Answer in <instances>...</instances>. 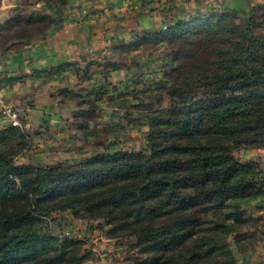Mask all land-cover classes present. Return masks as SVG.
Listing matches in <instances>:
<instances>
[{
	"label": "trees",
	"instance_id": "1",
	"mask_svg": "<svg viewBox=\"0 0 264 264\" xmlns=\"http://www.w3.org/2000/svg\"><path fill=\"white\" fill-rule=\"evenodd\" d=\"M259 8L241 17L227 9L179 13L157 29L131 31L133 49L168 42L174 64L150 85L164 90L166 106L133 104L144 105L145 150L19 165L32 133L0 127V264H83L84 241L47 227L52 214L65 211L104 221L109 238H133L146 254L135 264H238L229 238L241 253L247 249L252 234L243 226L251 219L242 208L264 199V168L233 154L264 147V33L253 15ZM40 23L0 26V45L43 36ZM71 66L79 83L91 80L87 69ZM90 94L95 102L114 101L102 89Z\"/></svg>",
	"mask_w": 264,
	"mask_h": 264
},
{
	"label": "rangeland",
	"instance_id": "2",
	"mask_svg": "<svg viewBox=\"0 0 264 264\" xmlns=\"http://www.w3.org/2000/svg\"><path fill=\"white\" fill-rule=\"evenodd\" d=\"M7 1L5 13H9L0 26L7 25L12 29L17 27L20 22L26 23L40 19L39 25L44 30L48 27L47 24L50 20L57 22L59 19L76 13L78 15L75 18L84 19L86 23L96 22L95 20L98 19L105 22L113 8L110 5L111 7L99 10L88 0ZM148 1L155 2L144 0V2ZM257 7H260V10L256 9L253 12L254 19L261 21L257 30L264 33V5L251 7L246 12L237 11L236 15L244 16L252 8ZM155 9L158 10L157 7ZM214 11L222 10L215 9ZM167 12H170L169 8ZM123 19L120 18V20ZM34 31H36L35 28H33ZM13 32L15 33V31L10 33L13 34ZM29 40H22V42ZM133 40L130 35H124L117 42L110 41V43L104 44L107 47L100 49V52L82 57L79 69H87L85 74L91 76L92 81L84 80L82 82L81 87L85 90L78 96L75 97V94L71 92L68 97L69 101L77 108L70 114V123L63 124L62 128L56 127L55 130H51L48 127L51 121L56 125L60 124L58 119L53 118L43 120L40 125L35 127H29L23 124V112L18 107L21 114L20 127H24L32 133V139L25 154L17 157V164H33L35 166L74 164L83 158H91L103 153L107 149L128 152L145 150L147 125L144 121L145 112L141 111L144 105H136V108L133 104L151 100L155 106H166L168 96L164 90L162 88L159 90L158 88L150 89V85L157 78L162 77L165 71H170L174 64L170 62V58H167L168 52L171 51V45L168 42L164 41L161 46L144 44L138 49H133ZM113 65H118L115 71ZM93 83L94 87H92ZM76 88L78 89L79 86ZM99 89L112 93L114 101L97 100L95 102L90 93H95ZM150 90L152 92H149ZM157 91L162 94V98L158 100ZM86 109L94 110L89 118L83 117L82 113H79ZM78 113L79 115L75 116ZM83 122L86 123V125L84 124L85 128L82 130L77 128V124ZM0 127L9 126L0 122ZM233 154L241 162H256L260 164L261 168H264V147L240 148L234 150ZM242 211L246 217L251 219L243 226V230L251 233L252 237L246 241L247 249L243 253L238 251L232 238H229L238 264H264V199L256 204L244 206ZM46 224L55 233L73 236L84 241L88 257L83 264H135L146 257V254L141 252L138 247H134L133 238L113 239L107 237L106 231L109 226L104 221L75 217L65 211L52 214V218L47 220Z\"/></svg>",
	"mask_w": 264,
	"mask_h": 264
},
{
	"label": "crops",
	"instance_id": "3",
	"mask_svg": "<svg viewBox=\"0 0 264 264\" xmlns=\"http://www.w3.org/2000/svg\"><path fill=\"white\" fill-rule=\"evenodd\" d=\"M88 1L99 10L113 7L105 22L98 19L86 23L84 19L75 18L77 13L71 14L48 26L45 34L32 38L33 41L30 39L15 47L0 45V83L5 86V99L21 109L23 124L29 127L51 118L60 123L56 125L51 121L52 124H48L51 130L70 123V114L77 107L68 97L83 85L78 82L71 64L79 65L82 57L100 52L107 47L104 46L107 42H117L124 35L131 36V31L157 29L166 20L175 19L179 12L187 17L196 11L246 12L251 7L264 5V0ZM6 2L0 0V23L9 13H5ZM168 8L170 12H167Z\"/></svg>",
	"mask_w": 264,
	"mask_h": 264
},
{
	"label": "built area",
	"instance_id": "4",
	"mask_svg": "<svg viewBox=\"0 0 264 264\" xmlns=\"http://www.w3.org/2000/svg\"><path fill=\"white\" fill-rule=\"evenodd\" d=\"M0 122L7 126H21L20 109L6 101L5 88L0 84Z\"/></svg>",
	"mask_w": 264,
	"mask_h": 264
}]
</instances>
